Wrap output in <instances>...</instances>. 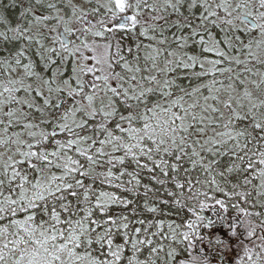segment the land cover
Returning <instances> with one entry per match:
<instances>
[{"label":"snow or ice","instance_id":"obj_1","mask_svg":"<svg viewBox=\"0 0 264 264\" xmlns=\"http://www.w3.org/2000/svg\"><path fill=\"white\" fill-rule=\"evenodd\" d=\"M0 264H264V0H0Z\"/></svg>","mask_w":264,"mask_h":264}]
</instances>
